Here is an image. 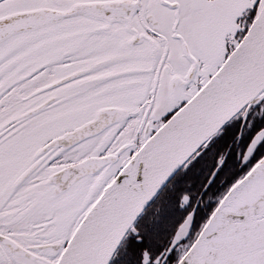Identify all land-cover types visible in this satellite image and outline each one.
<instances>
[{
    "label": "snow or ice",
    "instance_id": "6c2138e0",
    "mask_svg": "<svg viewBox=\"0 0 264 264\" xmlns=\"http://www.w3.org/2000/svg\"><path fill=\"white\" fill-rule=\"evenodd\" d=\"M0 264H264V0H0Z\"/></svg>",
    "mask_w": 264,
    "mask_h": 264
}]
</instances>
